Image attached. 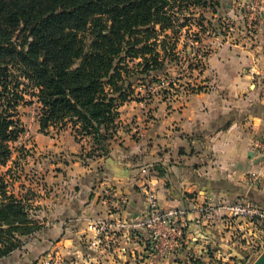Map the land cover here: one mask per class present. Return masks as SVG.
I'll list each match as a JSON object with an SVG mask.
<instances>
[{"label": "trees", "instance_id": "16d2710c", "mask_svg": "<svg viewBox=\"0 0 264 264\" xmlns=\"http://www.w3.org/2000/svg\"><path fill=\"white\" fill-rule=\"evenodd\" d=\"M214 3L0 0V258L37 228L30 216L31 197L10 191L5 178L10 168L1 171L12 156L10 143L24 132L16 117L24 95L39 104L41 129L69 123L75 136L92 142V152L85 158L107 156L118 109L131 99L132 78L143 79L177 60L181 30L193 21L204 33L205 17H195V9L214 10ZM199 40L200 36L194 39ZM205 214L210 218L214 212ZM201 217L189 210L182 216L184 233L193 235L187 239L184 234L181 249L186 254L202 253L203 242H218L217 231L203 225Z\"/></svg>", "mask_w": 264, "mask_h": 264}, {"label": "rangeland", "instance_id": "374dc122", "mask_svg": "<svg viewBox=\"0 0 264 264\" xmlns=\"http://www.w3.org/2000/svg\"><path fill=\"white\" fill-rule=\"evenodd\" d=\"M212 1L214 10L195 9V17H205L207 30L202 33L193 21L184 27L177 46L178 59L165 63L161 71L152 73L154 77L132 78L131 99L119 107V115L120 108L138 114L144 108H264V103L258 105L264 96V78L259 75L264 69V0ZM197 36L200 40L194 41ZM198 87L201 91H191ZM29 100L32 103H26ZM35 100L25 94L16 107L24 132L10 143L12 156L1 171L10 168L5 176L10 191L31 197L30 216L37 228L22 236L21 245L1 257L0 264H252L264 250L261 222L249 229L235 228L230 235L225 228H214L217 243L204 247L202 253L195 250L182 257L177 248L169 253L160 251L157 237L146 227L147 233L135 226L118 237L109 228L85 229L75 221L66 225L56 220L55 216L61 218L62 208L55 210L44 201L51 192L45 175L51 169L63 170V166L56 167L62 162L57 158L61 153L47 151L46 142L49 138L74 137L83 163L94 159L85 158L92 152V142L88 137L75 136L69 123L41 129ZM119 115L116 129L125 131L129 124L119 123ZM37 136L44 140L42 149L37 146Z\"/></svg>", "mask_w": 264, "mask_h": 264}, {"label": "crops", "instance_id": "0c3cea01", "mask_svg": "<svg viewBox=\"0 0 264 264\" xmlns=\"http://www.w3.org/2000/svg\"><path fill=\"white\" fill-rule=\"evenodd\" d=\"M259 75L264 78V69ZM120 121L129 126L116 129L108 155L85 163L74 137L46 142L47 151L61 153L56 167L63 166L45 175L51 192L44 201L62 208L56 220L85 229L102 222L118 237L135 226L147 233L140 221L152 194L159 208L200 214L203 225L225 228L228 235L251 228L225 218L220 206L245 197L264 208V108H144L140 114L120 108ZM42 142L37 136L40 149ZM250 173L260 182L249 183ZM206 200L214 212L210 218L201 210ZM177 249L182 257L190 255Z\"/></svg>", "mask_w": 264, "mask_h": 264}, {"label": "built area", "instance_id": "2783aa9c", "mask_svg": "<svg viewBox=\"0 0 264 264\" xmlns=\"http://www.w3.org/2000/svg\"><path fill=\"white\" fill-rule=\"evenodd\" d=\"M260 182L256 173H250L249 183ZM148 210L140 221V226L151 229L157 237L161 248L160 251L169 253L170 251L181 248L184 241V229L182 216L184 209H161L152 194L148 195ZM221 208L226 210L227 218H235L245 221L250 225H255V220L264 219V208L245 197L236 198L233 202L221 204ZM202 211L212 210L210 200L201 207ZM104 229L107 225L97 222L94 228Z\"/></svg>", "mask_w": 264, "mask_h": 264}, {"label": "water", "instance_id": "95a60500", "mask_svg": "<svg viewBox=\"0 0 264 264\" xmlns=\"http://www.w3.org/2000/svg\"><path fill=\"white\" fill-rule=\"evenodd\" d=\"M252 264H264V250L259 254V256L252 262Z\"/></svg>", "mask_w": 264, "mask_h": 264}]
</instances>
